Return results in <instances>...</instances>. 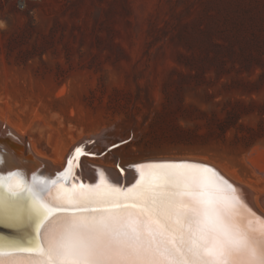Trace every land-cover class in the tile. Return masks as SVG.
Wrapping results in <instances>:
<instances>
[{
    "label": "rangeland",
    "instance_id": "obj_1",
    "mask_svg": "<svg viewBox=\"0 0 264 264\" xmlns=\"http://www.w3.org/2000/svg\"><path fill=\"white\" fill-rule=\"evenodd\" d=\"M0 120L56 161L80 140L264 192V0H0Z\"/></svg>",
    "mask_w": 264,
    "mask_h": 264
},
{
    "label": "snow or ice",
    "instance_id": "obj_2",
    "mask_svg": "<svg viewBox=\"0 0 264 264\" xmlns=\"http://www.w3.org/2000/svg\"><path fill=\"white\" fill-rule=\"evenodd\" d=\"M72 167L55 180L0 176V228L32 231L23 245L0 244V264H264V217L213 168L142 163L121 189L103 173L69 185Z\"/></svg>",
    "mask_w": 264,
    "mask_h": 264
},
{
    "label": "bare ground",
    "instance_id": "obj_3",
    "mask_svg": "<svg viewBox=\"0 0 264 264\" xmlns=\"http://www.w3.org/2000/svg\"><path fill=\"white\" fill-rule=\"evenodd\" d=\"M6 130L10 131L17 137H20L23 139L26 138L23 136V134H19L18 132H16L14 128L11 127L7 122L0 120V132H4ZM26 141H27V147L29 149L26 157L24 154V151H25L24 145L17 144L11 140H7L6 146L10 150L15 152V154L19 157L20 163L23 162L22 160H24V158L29 160L28 162H26L27 164H25V167L30 174L41 170L44 166V173L42 174V176L50 177L53 180L57 179L59 174L67 168L68 161L71 159L73 161V167H72V174L68 180L69 185H71L72 183H75L77 185L81 183L86 184V185H94L96 183H99L100 178H101V173H103L104 178L109 183L121 189H126L128 187H131L133 184H135L136 180L139 179V174L136 172V165L147 163V162H192V163H199L205 166H209V165H206V162L204 164V162L202 163V162L195 161V160H187L186 158H185L186 160H184V158L183 160H181V158L177 159L176 157L173 159L171 158L169 159L152 158V159L139 160L135 163H132V164L130 163L129 165L126 164L127 166L120 168L118 170L116 169V166L114 164L113 166H109V164L106 166V163L105 165H101L99 162H102L101 160L102 158L100 157L102 155L98 156V153H95L94 151L86 148L85 144H82L80 140L72 144L73 146L71 147L70 151L68 152L67 150L68 153L67 154L65 153L66 154L65 157L59 161H56L55 159L51 158V156L49 155L50 151L48 147L49 145H48L47 137H45L43 140L41 139V137H36L30 140L26 139ZM78 146L86 150V154L80 156L79 161L77 162V160L75 159L76 157L75 149ZM65 166L66 168H64ZM209 167L213 168V166H209ZM219 168L220 167H218V170L221 169ZM213 169L216 170L218 175H220L222 178L226 179L232 185L236 186L237 194L246 202V204L256 214H258L261 217H264V192H257L251 189L247 184H242L237 181H234L232 178H230V176L225 175L222 169L220 170L222 172L218 171L215 168ZM29 182H30V179H29ZM24 228L28 232L27 233L28 237H30L32 235L31 228H28V227H24ZM10 243H14V242L10 240H4V241L0 240V244H10ZM17 244L23 245L25 243H17ZM20 259H23V258L22 257H5V260L6 262H8V264H15V261L20 260Z\"/></svg>",
    "mask_w": 264,
    "mask_h": 264
},
{
    "label": "water",
    "instance_id": "obj_4",
    "mask_svg": "<svg viewBox=\"0 0 264 264\" xmlns=\"http://www.w3.org/2000/svg\"><path fill=\"white\" fill-rule=\"evenodd\" d=\"M3 128V127H2ZM7 140H11L17 144H22L25 146V157L27 156V153L29 151L27 147V141L26 138H20L11 133L10 131H4L0 132V159L3 160L2 163H0V176H6L9 173H19L21 176L29 182V179L31 181L33 175L41 176L44 173V166L41 170L34 172L30 174L25 164L29 160L25 159L22 160L23 162L20 163L19 157L15 154L14 151L10 150L6 146ZM150 158H144V159H152ZM23 164V165H22ZM66 168V166L64 167ZM27 230L22 228H0V240H10L14 243H25L26 240L29 238L27 235ZM23 235V236H22Z\"/></svg>",
    "mask_w": 264,
    "mask_h": 264
},
{
    "label": "built area",
    "instance_id": "obj_5",
    "mask_svg": "<svg viewBox=\"0 0 264 264\" xmlns=\"http://www.w3.org/2000/svg\"><path fill=\"white\" fill-rule=\"evenodd\" d=\"M24 2H22V1H18V3H17V7L18 8H20V9H23L24 8Z\"/></svg>",
    "mask_w": 264,
    "mask_h": 264
}]
</instances>
